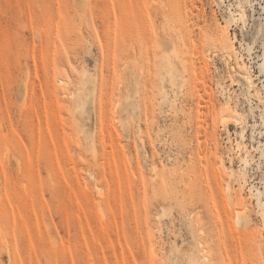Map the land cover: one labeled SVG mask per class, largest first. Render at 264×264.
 I'll return each mask as SVG.
<instances>
[{"label": "rangeland", "instance_id": "obj_1", "mask_svg": "<svg viewBox=\"0 0 264 264\" xmlns=\"http://www.w3.org/2000/svg\"><path fill=\"white\" fill-rule=\"evenodd\" d=\"M0 264H264V0H0Z\"/></svg>", "mask_w": 264, "mask_h": 264}, {"label": "bare ground", "instance_id": "obj_2", "mask_svg": "<svg viewBox=\"0 0 264 264\" xmlns=\"http://www.w3.org/2000/svg\"><path fill=\"white\" fill-rule=\"evenodd\" d=\"M248 81H250L251 82V78H250V76H247V78H246ZM225 116V115H224ZM223 121H225V120H223ZM229 122V121H228ZM231 123V122H230ZM238 217H240V216H238ZM240 219H241V217H240ZM240 221V220H239Z\"/></svg>", "mask_w": 264, "mask_h": 264}]
</instances>
